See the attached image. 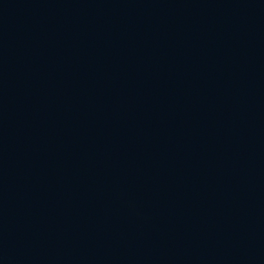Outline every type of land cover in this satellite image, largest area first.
<instances>
[{
    "label": "water",
    "instance_id": "water-1",
    "mask_svg": "<svg viewBox=\"0 0 264 264\" xmlns=\"http://www.w3.org/2000/svg\"><path fill=\"white\" fill-rule=\"evenodd\" d=\"M0 264H264V0H0Z\"/></svg>",
    "mask_w": 264,
    "mask_h": 264
}]
</instances>
